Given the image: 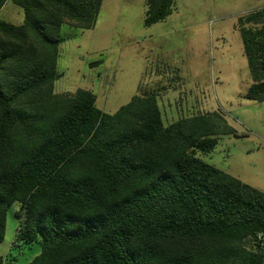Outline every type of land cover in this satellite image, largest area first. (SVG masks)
<instances>
[{"label":"trees","instance_id":"obj_1","mask_svg":"<svg viewBox=\"0 0 264 264\" xmlns=\"http://www.w3.org/2000/svg\"><path fill=\"white\" fill-rule=\"evenodd\" d=\"M11 1L24 21L0 20V242L17 204L15 243L41 246L28 264H264V193L199 157L216 143L207 116L164 126L152 91L113 114L89 90L53 92L62 23L93 28L101 0ZM145 6L149 27L172 0ZM237 24L246 97L263 102L264 7Z\"/></svg>","mask_w":264,"mask_h":264},{"label":"rangeland","instance_id":"obj_2","mask_svg":"<svg viewBox=\"0 0 264 264\" xmlns=\"http://www.w3.org/2000/svg\"><path fill=\"white\" fill-rule=\"evenodd\" d=\"M263 7L264 0H172L171 14L146 27L145 0H101L93 28L62 23L53 92L89 90L96 107L113 114L152 91L164 126L207 116L216 143L199 157L264 193V101L246 97L251 80L237 24ZM0 20L22 25L23 10L8 0ZM17 209L6 212L3 264H28L41 251L38 242L15 243Z\"/></svg>","mask_w":264,"mask_h":264}]
</instances>
